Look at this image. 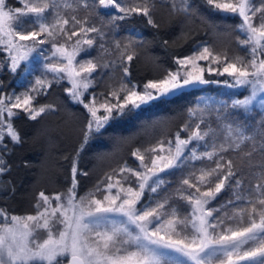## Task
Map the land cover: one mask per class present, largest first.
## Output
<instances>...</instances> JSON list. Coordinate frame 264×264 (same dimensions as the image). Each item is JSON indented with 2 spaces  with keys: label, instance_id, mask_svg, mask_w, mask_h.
Here are the masks:
<instances>
[{
  "label": "snow or ice",
  "instance_id": "obj_1",
  "mask_svg": "<svg viewBox=\"0 0 264 264\" xmlns=\"http://www.w3.org/2000/svg\"><path fill=\"white\" fill-rule=\"evenodd\" d=\"M205 3L213 11L241 19L238 28L246 33V39L240 40L239 43L251 45L250 60L245 62L243 58L235 57L229 61L226 55L222 58L208 46H203L202 50L193 55L176 58L180 67L175 72H168L163 79L148 81L143 90H137L135 85L129 87V84L122 82L118 88L108 93L115 102L105 97L104 102L98 105L95 94H92L89 102H86L85 94L94 85L93 74L97 73L98 69L108 68L109 64L94 62L93 59L78 62L77 56L92 48L95 38H86L89 33H96L101 40L104 33L95 26H87V17L81 20L75 15L70 19L62 16L61 4L57 0L26 2L23 8L15 9L8 8L6 0H0V45H4L9 53L11 71L28 72V67L22 66V62H27L30 55L37 51V45L52 42L53 56L59 55L67 63L46 64L45 67L57 74L54 79H67L71 85L65 89L69 99L83 105L90 117L86 120L82 139L72 156L71 185L67 192L50 196L40 191L34 205L35 214L9 215L7 210L0 209V264H65V261L67 264H213L214 260H218L219 264H264V164L259 166V175L256 177L258 183L248 190L247 197L232 192L235 200L245 201V207L228 218L239 223L246 216L247 226L222 228L217 233L216 229L221 228L223 221L217 220L214 213H218L220 209L206 207L222 192L241 188L243 183L240 178H236L237 172L231 158L222 163L225 161L223 153L243 151L242 146L253 137L231 123L225 126L227 135L222 143H213L211 151L199 154L193 142L205 141L210 135L215 137L216 130L208 127L202 131L203 120L197 123L194 129L186 124L184 129L189 133L187 138L182 139L178 132L174 150L170 147L168 155L152 156L150 166L145 163V154H142L140 149L133 151L132 155L140 161L139 166L144 171L127 166L119 171L122 174L131 173L136 178V187L132 186L129 176L125 175L122 178L129 182V186L120 185L116 195H105L103 200L95 198L92 194L77 198V176L87 175L79 170V158L91 140L97 135H102V130H106L111 122L144 105L174 95L188 86L216 83L205 78V68L200 66L199 61L210 60V63L223 64V71L216 70V74L227 73L234 77L235 84L229 85L230 87L251 85L249 96L232 102L234 109L243 108L249 111L253 102L257 101L258 95L264 93V58H258L264 56V0H260L259 6H256L253 0H205ZM83 6L85 9H108L110 23L136 15L146 17L148 25L158 27L151 16V9L155 5L150 4V0H142V3H136L135 0H95L91 5L85 0ZM63 7L72 8V5L65 3ZM171 10L173 13L191 14L193 8L189 0H172ZM48 12L53 16L52 23L46 22ZM254 18H258V25ZM70 20L72 30L65 27L70 24ZM77 25L78 31L75 30ZM81 34L85 38H80ZM61 36L64 43H56ZM73 37L78 38L69 50L65 44L72 41ZM28 41H31V44L27 43ZM137 43L142 45L143 41L130 39L123 47L119 41L116 42L124 76L130 75L129 63L136 55ZM82 45H87L88 49ZM100 48L104 49L103 43ZM124 61L129 63H123ZM207 71L212 72L214 69L209 66ZM61 73L63 75H60ZM35 83L41 88L46 83L48 87L52 86L51 81L46 82L41 78H37ZM224 83L228 84L227 81ZM31 91L35 92L37 89L34 87ZM13 99L15 102L8 104L5 103L4 97H0V147L3 152L8 151L7 143L24 142L14 125V119L20 112L14 110H22L27 118L33 121L41 114L53 110L52 105L35 107V97L28 91L7 97L9 101ZM258 103L264 107V96L260 97ZM208 107L206 104L205 108L197 110L204 112ZM100 109H103V114H98ZM190 113L195 115V110H190ZM189 145L193 146L189 148ZM260 150L264 155V144ZM145 151L155 153L157 149ZM159 151L164 152L162 145ZM252 151H255V148ZM252 151H244L243 155L251 157ZM202 159L213 161L215 166L200 168L196 183H190L189 179L183 180L182 183L187 185L188 189L194 188V192H187V189L178 190L180 198L186 200L191 207L187 216L181 219L176 208L165 211L167 199L157 201L154 206L138 207L146 189L157 193L166 183L161 173L180 169L188 161ZM22 164L24 167L29 166L28 161H23ZM10 167L3 153H0V176L8 172ZM108 180L111 181L112 177H108ZM116 183L119 185L120 181ZM213 183L214 187L201 190L203 186ZM114 186L109 182L107 189L111 191ZM12 190L14 191V188ZM232 203L231 199L227 201V204ZM214 220L216 222H213ZM189 228L191 231H188ZM40 232L45 233V238H40Z\"/></svg>",
  "mask_w": 264,
  "mask_h": 264
},
{
  "label": "trees",
  "instance_id": "obj_2",
  "mask_svg": "<svg viewBox=\"0 0 264 264\" xmlns=\"http://www.w3.org/2000/svg\"><path fill=\"white\" fill-rule=\"evenodd\" d=\"M10 1L18 7H24L26 2H38V0ZM57 2L61 4L62 16L70 19L72 15H75L81 20L87 17V26H95L104 33L103 40L96 33H89L86 38H95L92 48L88 49L86 45L88 51L77 56L78 62L93 59L94 62L109 64L108 68L98 69L97 73L93 74L94 85L89 88L98 101L102 100L101 102H104L105 97L108 99L110 96L108 93L118 88L122 82L129 84V87L135 85L139 89L148 81L163 79L168 72L177 70L176 58L193 55L202 50L203 46H208L213 53L219 54L222 58L226 55L229 61L235 57H241L245 62L249 59L248 47L239 43L240 40L245 39L244 32L238 28L241 19L238 16L213 11L205 0H189L193 8L191 14L173 13L172 0H150V4L155 5L151 9V16L158 27L148 25L146 17L136 15L123 21L110 23L108 9H92L91 7L85 9L83 6L85 0H57ZM94 2L95 0H87L89 5ZM135 2L142 3V0H135ZM65 3L71 4L72 8H64ZM253 3L259 6L260 0H253ZM46 18V22H54L51 12L46 13ZM254 22L258 25V18H254ZM65 27L72 30L71 20ZM78 29L79 25L75 30L78 31ZM80 37L85 38L83 34ZM130 39H135L137 42L143 41V43L142 45L137 43L136 55L132 62H123L129 63L130 70V75L124 76L116 42L119 41L123 47ZM60 40L64 41V38L61 36ZM165 41L168 43L165 44ZM101 43L104 44V49L100 48ZM45 48L47 54L51 53L52 42L45 43L39 50L44 49L45 52ZM44 52H40L41 55ZM40 59H42L41 56L32 57L30 64L32 68H35L34 71H38L44 64L43 60L38 61ZM200 62L214 69L212 72L205 69L204 76L216 83L192 86L190 89H183L172 95L169 99L161 98L144 105L111 122L106 130H102V135H97L91 140L86 151L82 152L79 158V170L82 173L86 172L87 175L78 174L77 176V198L88 197L89 194L101 197L103 192H106L105 186L109 183L110 176L115 179V182L120 181L121 185L128 187L129 182L122 178L127 175L132 186L136 187V178L131 173L122 174L119 171L125 166L144 171L139 166L140 161L132 155L133 151L140 149L141 153L145 154V163L150 166L152 156L168 155L170 147L174 150L178 132L182 139L187 138L189 133L184 129L186 124L194 129L195 125L203 120L202 131L207 130L208 127L216 130L215 137L210 135L205 141L193 142L199 154L203 151H211L213 143L217 145L222 143L227 135L225 126L231 123L241 127L247 135L253 137L242 146L243 151L223 153L225 161L222 163L231 158L234 170L237 172L236 178H240L243 183L241 188L222 192L206 207L220 209L218 213H214L217 220L223 221L221 228L216 229L217 233L222 228L247 226L246 216L239 223L228 217L245 207V201L235 200L232 192L235 191L247 197L248 190L258 183L256 177L259 175V166L264 164V155L260 150L261 145L264 144V107L258 103L262 94L258 95L257 101L253 102L249 111L243 108L234 109L232 102L249 96L251 85L230 87L229 85L235 84L234 77L227 73L216 74V70L223 71V64L210 63V60L198 63ZM1 66L0 62V68ZM27 79V76H23L19 80L23 84H17L16 78L10 71L0 69V95L4 92L8 94L18 91ZM51 85V87L45 85L44 89L35 94L33 104L52 105L53 110L41 114L34 121L20 112V115L14 119V125L24 142L22 144L7 143L8 151L4 154V158L11 167L3 175L4 182L0 185V193L3 195L11 193L9 198L17 200L15 214L19 216L36 212L34 205L40 191H44L47 195H54L68 190L71 185L72 156L82 139V129L89 118L83 105L69 99L65 91L66 82L55 79ZM101 93L104 95H100ZM87 95L88 93L85 97ZM206 104L209 107L204 112L197 110L205 108ZM190 110H195V115H192ZM161 145L164 152L159 151ZM193 145H189V148ZM152 148H156L157 151L155 153L145 151ZM253 148L255 151H252ZM244 151H252L251 157L244 156ZM185 154H188L187 150ZM23 161H28L29 166L24 167ZM214 166L213 161L207 159L194 160L186 162L180 169L161 173L166 183L158 189L157 193H151L146 189L141 200V207L154 206L157 201L167 199L165 211L176 208L179 217L183 219L191 212V207L186 200L180 198L178 190L195 191L194 188L188 189L187 185L182 183L183 180L189 179L190 183H196L200 168ZM207 187H214V183L203 186L201 190H207ZM187 192L184 194L187 195ZM229 199L233 200L232 204H227ZM2 201H4L3 206L9 210L8 201L4 199ZM188 231H191L190 228Z\"/></svg>",
  "mask_w": 264,
  "mask_h": 264
},
{
  "label": "rangeland",
  "instance_id": "obj_3",
  "mask_svg": "<svg viewBox=\"0 0 264 264\" xmlns=\"http://www.w3.org/2000/svg\"><path fill=\"white\" fill-rule=\"evenodd\" d=\"M16 1H22V0H16ZM6 6L8 7V8H12V9H15V8H23V6H15L13 3H12V1H10V0H6ZM53 22V21H52ZM52 22H50V23H52ZM243 32V31H242ZM244 34V38L246 39V33H243ZM60 38L61 37H59L58 38V40L56 41V43H64V41H61L60 40ZM78 37H74V39H72V41H68L66 44H65V47H68L69 48V50H71V45L72 44H74L75 43V40L77 39ZM81 38V37H80ZM27 43H29V44H31V41H28ZM44 45H37V51L36 52H33L31 55H30V57H29V60L27 61V62H22V66H26V67H28V69H29V71L28 72H21V71H17V72H12L11 71V59H10V56H9V53H6L5 54V52H6V50H5V46L4 45H0V51H2L5 55H4V57H3V64L5 65V67L7 68V70L8 71H10L11 73H12V75L16 78V82H17V84H23V82H21V81H19L23 76H27V80H24V86L21 88V89H19L18 91L16 90V91H12V92H10V93H6V92H4L2 95H0L1 97H4L5 98V103H8V104H11V103H14L15 101H14V99L12 100V101H9V100H7V97L8 96H15V95H20L21 93H24L25 91H28L31 95H33L34 97H35V94L36 93H39L42 89H44L45 88V86L44 87H40V86H38V85H36V79L37 78H41V79H43L44 81H46V82H48V81H53V80H55L54 79V77L57 75V74H55V73H53V72H50V71H48L47 70V68L45 67V65L46 64H59V63H67V61L66 60H63L61 57H59V55H57V56H53V51H54V49L52 48L51 50H50V52L51 53H48L47 54V51H46V48H45V52H44V49L42 50V51H40L39 49H41L42 47H43ZM247 47H248V50H249V59L248 60H250L251 59V52H250V48H251V45H246ZM82 47H84L85 49H87V47H86V45H82ZM40 52H44V54L43 55H41V53ZM81 54H84V52H82V53H80L79 55H81ZM78 55V56H79ZM33 56H36V57H38V56H41V58L42 59H40V60H38V61H42L43 60V65L38 69V71L37 70H35L34 71V67L32 68L31 67V64H30V62L32 61V57ZM258 58H264V56H259ZM200 64V66L201 67H204L205 69H207L208 67H206L205 66V64L203 63V62H200L199 63ZM178 67H180L179 65H178ZM189 67V69H190V66H188ZM176 71V70H175ZM174 71V72H175ZM173 72V71H172ZM60 75H63L62 73L60 74ZM161 80V79H160ZM59 81H63V82H66L67 83V88L68 87H71V85H70V83L67 81V79H65V80H59ZM45 85H47V83L45 84ZM36 88L37 89V91H35V92H33V91H31L33 88ZM143 87H144V85L143 86H141V87H139V89H137V90H143ZM94 92H90V90H88V95H87V97H85V99H86V102H89V101H91V99H92V94H93ZM87 94V93H86ZM86 94H85V96H86ZM262 94V96H264V93H261ZM260 95V94H259ZM257 99H258V97H257ZM101 100V99H100ZM108 100H110V101H113V102H115L114 101V98H111L110 96L108 97ZM259 100V99H258ZM102 101V100H101ZM101 101H98V105H99V103H103V102H101ZM255 102V101H254ZM34 105V104H33ZM35 107H39V106H42V105H38V104H35L34 105ZM14 111H17V112H22V110H14ZM98 114H103V109H100V113H98ZM90 118V117H89ZM109 181V180H108ZM109 182H111V183H113L115 186L111 189V191H109L108 189H107V185L105 186V190H106V192L104 191L103 192V194H102V196L101 197H99V196H96L95 198H97V199H100V200H103V197L105 196V195H116L118 192H119V190H120V185L121 184H117L116 182H115V179H112L111 181H109ZM149 183H151V181H149ZM133 187H135V186H133ZM67 191H61L60 193H66ZM53 194H51L50 196H52ZM118 203H119V201H118ZM138 207H141V205H138ZM33 214V213H32ZM35 214V213H34ZM58 228L60 227L59 225L57 226ZM39 236H40V238L41 239H43V238H45V233L44 232H40L39 233ZM164 251H170V250H164ZM173 255H176V256H178L179 254H176V253H173ZM181 259H183V258H181ZM213 264H219V262H218V260H214L213 261Z\"/></svg>",
  "mask_w": 264,
  "mask_h": 264
},
{
  "label": "flooded vegetation",
  "instance_id": "obj_4",
  "mask_svg": "<svg viewBox=\"0 0 264 264\" xmlns=\"http://www.w3.org/2000/svg\"><path fill=\"white\" fill-rule=\"evenodd\" d=\"M6 53H8L7 51L5 52V54ZM2 51H0V62H1V70L2 69H5V71H8L7 70V68L5 67V65L3 64V57H4V55H5ZM1 84V83H0ZM1 86V85H0ZM7 147H8V144H7ZM0 153H3V156H4V154H5V152H3V148L2 147H0ZM4 182V178H3V176H0V185H1V183H3ZM10 195H11V193L10 194H8V195H6V194H1L0 193V209H5V210H7V213L9 214V215H16L15 214V212H16V209H17V205H16V199H11V198H9L10 197ZM7 200L8 202H7V204L10 206V209L8 210L7 208H5V206H3V202L4 201H2V200ZM9 199V200H8ZM12 208V209H11ZM14 213V214H13Z\"/></svg>",
  "mask_w": 264,
  "mask_h": 264
},
{
  "label": "water",
  "instance_id": "obj_5",
  "mask_svg": "<svg viewBox=\"0 0 264 264\" xmlns=\"http://www.w3.org/2000/svg\"><path fill=\"white\" fill-rule=\"evenodd\" d=\"M196 86H199V85H196ZM196 86H194V87H196ZM192 86H188V87H185V88H183L184 90H186V89H190ZM183 89H181V90H183ZM181 90H179L178 92H176L175 94H177V93H179V92H181ZM174 94V95H175ZM171 96L172 95H169V96H167V97H164L163 99H169V98H171ZM160 100V99H159ZM65 264H67V262L65 261Z\"/></svg>",
  "mask_w": 264,
  "mask_h": 264
}]
</instances>
